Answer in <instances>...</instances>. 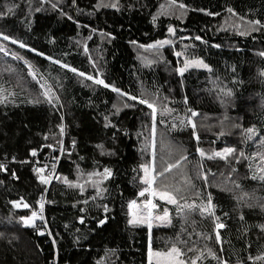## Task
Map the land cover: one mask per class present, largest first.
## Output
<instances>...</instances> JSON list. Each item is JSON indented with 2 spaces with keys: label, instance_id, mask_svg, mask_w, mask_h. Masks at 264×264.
<instances>
[{
  "label": "trees",
  "instance_id": "1",
  "mask_svg": "<svg viewBox=\"0 0 264 264\" xmlns=\"http://www.w3.org/2000/svg\"><path fill=\"white\" fill-rule=\"evenodd\" d=\"M173 246L264 264V0H0V264Z\"/></svg>",
  "mask_w": 264,
  "mask_h": 264
},
{
  "label": "snow or ice",
  "instance_id": "2",
  "mask_svg": "<svg viewBox=\"0 0 264 264\" xmlns=\"http://www.w3.org/2000/svg\"><path fill=\"white\" fill-rule=\"evenodd\" d=\"M170 31H172V29H169ZM5 39H7V37H5ZM197 39H199V37H197ZM190 65H186L185 67H188ZM198 66H203V67H207V65H203L202 62H198ZM185 69H180L179 71L181 73H183ZM73 71H75V69H73ZM83 75V74H81ZM89 79H91V77H89ZM96 83H100V84H103V81L102 80H97ZM107 86V85H105ZM118 91V90H117ZM230 94V93H229ZM132 99H135V97H132ZM141 103H147L146 101H141ZM149 107H152V105H149ZM154 131V129H153ZM253 131L252 129H249V132ZM234 151V149H231V148H227L225 149L222 153L221 152H217L215 153V155L217 156H225L227 154H231L232 152ZM204 153L201 152V155H203ZM33 155H35V152H33ZM144 167V171H145V174L146 176H148V173H149V169L147 166H142ZM38 171H42V170H38ZM165 171H168V169H165ZM106 173L110 174V170H105ZM42 179V182L44 183H47V180H45L43 177L41 178ZM155 179L154 176H152L151 178L149 179H146V183H149L151 184L152 181ZM148 189H146L147 191ZM141 195H143V193H141ZM153 195H156L155 192H153ZM160 195V198L161 199H164V200H168L170 203H175V199L171 196L170 193H159ZM149 204H151V201H149ZM135 205V202L133 201L132 205L131 206H134ZM17 206H19V204H17ZM25 207H27V205H24ZM42 207V206H41ZM152 207H155L154 205H152ZM205 211H209V209H205ZM36 213H33V217H35ZM150 212H149V217H150ZM167 210H165V213H164V216L163 217H158V219H166L167 218ZM27 223V221H25ZM131 223H145L147 222V219H137L134 217V219L132 221H130ZM149 228H151V224L149 223ZM219 227H223V225H219ZM181 255V252H180V249L179 248H176L175 246H173L168 252L166 253H160V252H156V253H153L151 251V248L149 249V260H150V264H151V260L155 257L156 258V264H183V262L181 261H178L176 259V257L180 256ZM193 264H195V261H193Z\"/></svg>",
  "mask_w": 264,
  "mask_h": 264
},
{
  "label": "rangeland",
  "instance_id": "3",
  "mask_svg": "<svg viewBox=\"0 0 264 264\" xmlns=\"http://www.w3.org/2000/svg\"><path fill=\"white\" fill-rule=\"evenodd\" d=\"M162 43H165V42H162ZM169 153H171V152H169ZM152 183H153V181H152ZM151 184L148 183V187L149 188H150ZM153 192H155L157 194V191L156 190L154 191L153 190V187H152V189L149 190V197H148V202L146 203V205L145 204L135 203L134 206H131L130 207V210H131L132 218L133 219H134V217L137 218V219H147V223H150V224H151V222L152 223H155V220H157V222L161 223V219H158V217H163L162 214L161 215H160V213L159 214H156L155 208L152 207V205L155 206V204L153 203V196H154L153 195ZM159 192L160 193H169V192H165V189H162V191L159 190ZM159 192H158V194H159ZM149 201H151V204H149ZM145 206L147 207L146 214L143 212V214H140L139 215L138 213H140L141 211H144ZM162 211H163V214H164L165 213L164 210H162ZM149 212L151 214L150 217H149ZM36 219H37V214L35 215V217H33L31 215L26 221L29 222V223H31V222H34ZM163 220H165V219H163ZM169 250H166L165 252H160V253H166ZM153 253H156V252H153ZM176 259L178 261L183 262V264H193V261H195V260L190 259L189 257H187V254H185V255L181 254L180 256L176 257ZM152 261H154L156 263V258L154 257L152 259Z\"/></svg>",
  "mask_w": 264,
  "mask_h": 264
},
{
  "label": "built area",
  "instance_id": "4",
  "mask_svg": "<svg viewBox=\"0 0 264 264\" xmlns=\"http://www.w3.org/2000/svg\"><path fill=\"white\" fill-rule=\"evenodd\" d=\"M53 176H54V174L52 175L51 179H50V177H49V181L52 180ZM37 215H39V216L41 215V217H42V219H43V210H42L41 207L37 210Z\"/></svg>",
  "mask_w": 264,
  "mask_h": 264
}]
</instances>
